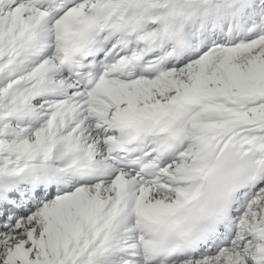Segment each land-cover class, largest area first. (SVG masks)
Listing matches in <instances>:
<instances>
[{
	"label": "snow or ice",
	"instance_id": "snow-or-ice-1",
	"mask_svg": "<svg viewBox=\"0 0 264 264\" xmlns=\"http://www.w3.org/2000/svg\"><path fill=\"white\" fill-rule=\"evenodd\" d=\"M0 264H264V0H0Z\"/></svg>",
	"mask_w": 264,
	"mask_h": 264
}]
</instances>
